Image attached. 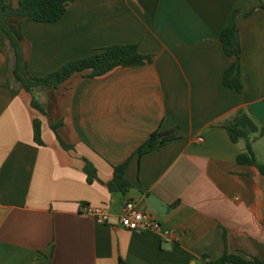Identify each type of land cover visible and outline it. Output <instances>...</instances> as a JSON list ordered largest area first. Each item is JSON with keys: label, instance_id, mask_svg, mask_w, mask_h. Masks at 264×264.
I'll return each mask as SVG.
<instances>
[{"label": "crops", "instance_id": "obj_1", "mask_svg": "<svg viewBox=\"0 0 264 264\" xmlns=\"http://www.w3.org/2000/svg\"><path fill=\"white\" fill-rule=\"evenodd\" d=\"M263 4L77 0L58 23H22L33 77L115 45H139L153 61L95 79L76 74L33 94L16 88L0 29V264H206L205 257L217 261L226 251L264 260V176L238 163L246 142L233 143L219 126L245 111L264 131ZM238 9L242 93L224 85L234 60L221 42ZM36 120L44 146L35 142ZM55 124L74 151L62 147ZM157 131L177 138L134 157ZM256 137L252 150L264 166V134ZM84 159L99 181L87 182ZM129 159L134 188L111 194L114 167ZM128 201L178 240L125 230L120 218ZM86 208L106 210L108 224Z\"/></svg>", "mask_w": 264, "mask_h": 264}, {"label": "trees", "instance_id": "obj_2", "mask_svg": "<svg viewBox=\"0 0 264 264\" xmlns=\"http://www.w3.org/2000/svg\"><path fill=\"white\" fill-rule=\"evenodd\" d=\"M77 0H22L15 6L14 0H0V29L5 34L6 50L11 62V72L14 76V84L17 89L25 90L33 94L34 91H45L58 89L68 82L74 75L81 74L86 78L95 79L109 74L120 67H137L152 63L153 57L143 55L139 45H115L92 55L71 61L65 64L58 71L46 77H33L28 70V65L23 57L22 42L24 40L21 25L24 21H34L38 23L55 24L60 22L67 14L68 9ZM264 8V4L262 6ZM243 17L242 9L234 12L229 24L221 34V42L226 56L234 61L226 70L224 75V85L238 93L244 89L241 68V37L240 23ZM14 18L19 21V25H8L7 21ZM32 106L45 113L43 108L34 99ZM61 124L52 126L62 147L70 152L75 148L67 144L59 135L58 128ZM225 129L232 142L235 144L245 141L246 149L239 155L238 163L258 169L264 176V166L256 160L252 150V144L257 139L256 135L262 136L263 129L245 111H238L236 115L226 123L219 125ZM35 142L39 146H44L42 123L36 120L34 123ZM176 135L166 136L161 131H157L135 152V156L143 157L154 151L164 148L170 141L175 140ZM85 161V173L87 182L93 184L100 180L98 170L95 165L87 159ZM131 159L123 165L114 167L113 180L107 184L111 194L127 195L134 188L126 178V172ZM206 264H264V260L250 255L240 253L225 252L224 256L217 261H212L209 257ZM123 264V263H122Z\"/></svg>", "mask_w": 264, "mask_h": 264}, {"label": "built area", "instance_id": "obj_3", "mask_svg": "<svg viewBox=\"0 0 264 264\" xmlns=\"http://www.w3.org/2000/svg\"><path fill=\"white\" fill-rule=\"evenodd\" d=\"M204 142V139H200ZM85 213L94 216L99 223L108 224L109 214L106 210L100 208H86ZM120 225L128 231L134 232H158L162 233L169 242L178 240V236L171 231H164L163 226L152 215L142 212L136 202L128 201L125 203L120 218Z\"/></svg>", "mask_w": 264, "mask_h": 264}]
</instances>
